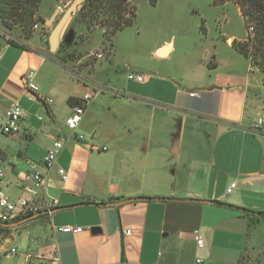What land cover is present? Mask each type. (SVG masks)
I'll list each match as a JSON object with an SVG mask.
<instances>
[{
	"label": "crops",
	"instance_id": "obj_1",
	"mask_svg": "<svg viewBox=\"0 0 264 264\" xmlns=\"http://www.w3.org/2000/svg\"><path fill=\"white\" fill-rule=\"evenodd\" d=\"M235 40L242 38L201 41V53L185 54L174 67L177 39H159L152 54L162 64L141 68L148 80L131 86L118 76L93 77L115 56L83 67L91 82L108 88L98 92L49 58L38 34L30 47L0 42V118L13 101L23 109L20 131L0 143L4 189L14 199L23 195L29 162H42L54 138L72 133L70 99L95 94L75 131L84 139H68L47 171L58 208L10 226L5 241L28 229L39 235L31 236L24 264H238L264 248V218L247 212L264 211V123L252 129L264 119V97ZM31 69L39 90L30 93ZM67 224L84 230H59ZM41 246L45 253H35Z\"/></svg>",
	"mask_w": 264,
	"mask_h": 264
},
{
	"label": "rangeland",
	"instance_id": "obj_2",
	"mask_svg": "<svg viewBox=\"0 0 264 264\" xmlns=\"http://www.w3.org/2000/svg\"><path fill=\"white\" fill-rule=\"evenodd\" d=\"M75 1L40 0L37 15L46 21L59 10L55 20L51 25H48L50 35L52 29ZM84 1L79 2L76 12L79 11ZM135 5L136 17L134 22L117 31L115 35H108L106 37L103 32L107 27L102 28L97 25L92 29H87L84 25H80L77 28L75 39L71 43L73 37L70 42H67V36L72 31L71 23L75 12L61 40V42L66 41L69 46L63 47L62 51L58 55H55L54 53L58 49L53 52L49 41V44L45 47V53L68 71L73 66H79L83 69V67L86 68L90 65L95 67L98 63H102L97 62V64H94L95 61L89 56L90 52L97 47H101L103 44L112 45L113 56H115L114 63L106 64L104 72L95 71L93 77L95 79H112L114 76H118L121 83L131 86L136 81L129 80L128 74L137 73L143 67L155 66L157 63H161L152 54L153 44L159 39H170L172 37L177 39V52L171 61L173 63L168 61L169 65L175 67V61L178 58L185 57V54L195 56L201 53V50H203L201 41H206L205 44H213L218 41L222 34L226 36L235 35L237 38H242L240 41H233L235 47L245 44L250 54L249 59L251 60V68L253 69V71H250L252 86L257 89L256 92L263 94L264 97V69L259 68L253 60L255 35L247 34V25L250 22L244 19L245 14L242 11L241 5L236 0H131L126 8L127 10L124 12L126 17L131 16L130 11ZM37 34L31 30L29 39ZM35 41H38L37 36ZM108 60L110 58L104 61ZM259 61L263 63L261 57ZM25 222H20L18 225L22 226ZM22 228L24 229V227ZM33 232L34 230L30 229L23 230L22 237L17 236V238L5 241L6 237L10 234L1 227L0 245L5 242L3 250H0L1 264H24L23 260L25 252L30 246V238L33 237L35 240V235L37 238L39 236L37 232L35 235H32ZM262 236L264 239V224ZM41 242L44 241L40 238V245L42 244ZM13 247L17 251L16 254L12 253L11 249ZM43 249L42 246L37 247L34 252L44 254L45 251ZM241 264H264V248L246 254Z\"/></svg>",
	"mask_w": 264,
	"mask_h": 264
},
{
	"label": "built area",
	"instance_id": "obj_3",
	"mask_svg": "<svg viewBox=\"0 0 264 264\" xmlns=\"http://www.w3.org/2000/svg\"><path fill=\"white\" fill-rule=\"evenodd\" d=\"M244 19L249 20L248 16H245ZM247 25V34L254 36L256 33V26L254 21L249 20ZM23 28L22 26H20ZM49 26L41 20L35 21L31 30L33 33H38L42 42V49L45 50L47 44L50 41V30ZM0 42L6 43L8 45H19L24 47H30L29 38L25 33L20 32L16 29V25L13 27H7L0 22ZM112 45L103 44L101 47L93 49L89 56L94 60V64L97 62H103L113 56ZM3 58V53L0 50V61ZM93 68L92 65L89 66ZM68 72L78 81L84 83H90L94 86L95 91H104L108 88L104 85H99L97 83L91 82L87 77V74L79 66H73L68 70ZM36 71L29 70L25 76V86L28 92H34L39 90V86L35 81ZM128 79L133 80L139 83H144L148 80V76L143 73H130L128 74ZM197 93L195 91L191 92L192 96H195ZM94 93H85L80 99L76 100L72 104V113L66 119V124L71 130V134L61 135L53 139L52 145L49 147L47 153L44 156L42 162L30 161L28 170L24 173L21 181V189L23 195L17 199H14L10 193L6 192L4 189V178L5 171L0 167V222L1 223H11L16 221L18 218L27 216V215H38V214H47L52 216L55 210L59 206V200L51 197L48 192V174L47 171L53 168L56 165L59 153L64 148L65 143L68 139L76 137L78 140H83V134H76L75 131L80 125L87 108L94 99ZM51 103L53 99H48ZM23 117V109L17 101L11 102L5 118H0V143L1 139L5 135H12L20 131L21 129V120ZM264 119L259 117L252 126V129L256 132H259ZM58 173L61 176L62 180L68 179V173L65 168L59 167ZM236 187V182L232 183L228 188V193L232 192ZM60 231L65 233H80L84 230L82 226L79 225H64L59 228ZM130 230H126L125 234L129 235ZM195 239L197 245L202 247L204 241L199 234V231H195ZM12 253L16 254V249L13 247ZM201 260H198L200 262Z\"/></svg>",
	"mask_w": 264,
	"mask_h": 264
},
{
	"label": "trees",
	"instance_id": "obj_4",
	"mask_svg": "<svg viewBox=\"0 0 264 264\" xmlns=\"http://www.w3.org/2000/svg\"><path fill=\"white\" fill-rule=\"evenodd\" d=\"M130 1L131 0H85L79 11L75 13L71 23L73 37L71 43H73L77 33V28L80 25H84L87 29H92L97 25L102 28L107 27L103 32L106 37L108 35H115L120 29L131 25L136 17V5L130 11V17H126L124 15ZM39 2L40 0H0V22L7 27H13L15 24L16 29L25 33L29 38L31 36V27L35 21H46L41 16L37 15ZM236 2L241 5L245 16H248L250 21L255 22L256 33L253 60L259 68L264 69V0H236ZM67 46H69V44L66 41L61 42L60 47L54 54L58 55L62 51V48ZM236 48L247 58H250V54L248 49L245 47V44L236 46ZM260 57L262 58L263 63L262 61H259ZM69 102L75 103L72 99H70ZM247 212L257 214L259 215V218H264V211L256 213L254 211L247 210ZM41 216L48 215H27L18 218L16 221L11 223L0 222V226L3 227V230L9 231L10 226L14 223L29 221L34 218H40ZM242 261L243 258L238 264H241Z\"/></svg>",
	"mask_w": 264,
	"mask_h": 264
},
{
	"label": "water",
	"instance_id": "obj_5",
	"mask_svg": "<svg viewBox=\"0 0 264 264\" xmlns=\"http://www.w3.org/2000/svg\"><path fill=\"white\" fill-rule=\"evenodd\" d=\"M82 0H76L74 3L71 4V6L67 9V11L64 13L60 21L57 23V25L52 29L51 35H50V47L53 52H55L63 38V35L65 33V30L70 23L72 15L76 12L79 2ZM59 13V10H57L54 15L46 21L47 25H51L52 22L55 20L57 14ZM68 38V39H67ZM67 42H70L72 38V31L68 33L67 36ZM42 215V214H38ZM37 216V215H36Z\"/></svg>",
	"mask_w": 264,
	"mask_h": 264
}]
</instances>
